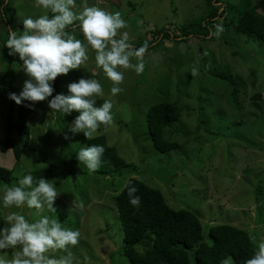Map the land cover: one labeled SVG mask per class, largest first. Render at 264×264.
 Instances as JSON below:
<instances>
[{
  "label": "rangeland",
  "instance_id": "obj_1",
  "mask_svg": "<svg viewBox=\"0 0 264 264\" xmlns=\"http://www.w3.org/2000/svg\"><path fill=\"white\" fill-rule=\"evenodd\" d=\"M112 1L75 0L74 11L97 6L120 12L126 27L118 30L116 38L127 32L128 43L146 47L144 71L137 74L120 68L124 73L119 85L122 91L111 96L113 82L96 66L95 50L89 47V58L80 69L56 78L53 96L67 94V85L81 77L97 79L103 88L97 106L111 99L113 119L93 138L104 135L129 167L110 176L97 169L89 171L76 158L89 140L83 133L69 131L79 113L50 115L47 101L36 102L30 144L21 162L16 164L12 150L0 151V167L14 170L11 183L0 185V195L24 175L32 174L35 184L38 173L51 171L45 179L56 186V211L47 205L39 211L0 206V228L6 226L4 217L13 212L30 222L47 215L62 227L80 232L77 245L67 251L51 250L49 255L60 258L70 253L72 264H129L122 255L124 239L114 199L129 179H138L159 190L173 210L193 212L202 223L206 244H212L210 230L218 225L244 230L255 235L257 242L264 240V43L235 29L241 14L258 0ZM3 2L0 142L7 133L9 97L4 88L20 93L28 79L18 54L9 56L3 44L10 31L22 34L25 17L52 15L34 7L33 0H0ZM78 23L68 26L66 32L84 41ZM217 26L220 30L213 35ZM131 62L137 63L136 59ZM165 102L180 110V120L166 129V138L180 147L161 154L152 143L147 112ZM0 255L10 258L12 253Z\"/></svg>",
  "mask_w": 264,
  "mask_h": 264
},
{
  "label": "clouds",
  "instance_id": "obj_2",
  "mask_svg": "<svg viewBox=\"0 0 264 264\" xmlns=\"http://www.w3.org/2000/svg\"><path fill=\"white\" fill-rule=\"evenodd\" d=\"M34 7L49 10L47 14L35 18L27 16L23 19V31H10L3 47L9 49V56L18 54L23 63L20 68L28 79L24 81L19 94L10 93L9 98L16 104L31 102L26 107H35L36 102L47 101L50 115L57 112L71 115L79 114L69 126L72 134L83 133L90 140L103 125L112 122L113 102L103 100L97 106V97L103 95L101 83L95 78L81 77L78 81L67 85L68 93L53 96L54 82L61 74L80 69L88 60L89 47L95 50V63L102 68L106 77L113 82L110 95L116 96L122 89L119 85L124 80L123 69H133L137 74L144 71L143 57L146 47L134 48L128 43L127 32L118 30L126 27V21L120 12H109L97 6H85L79 13L74 11L75 0H33ZM79 22L77 27L83 34L84 41L69 35L66 28ZM219 26H217L218 34ZM136 59L137 63H132ZM195 71V70H193ZM51 97V99H49ZM65 139L70 137L65 134ZM105 149L103 145L80 147L76 158L89 171L101 166V158ZM129 202L133 206L140 205L138 189L126 182ZM56 186L50 180L41 177L34 184L32 174L18 179L0 195V206L3 208L27 206L29 209L47 208L55 212L57 198ZM5 227L0 228V252L10 251V258L0 255V264H72L71 254L56 258L49 255L51 250H65L79 242L80 232L62 227L61 223L47 215L29 221L22 214L13 212L4 217ZM257 248L251 258L244 264H264V240L258 241L255 235L249 237ZM221 264H233V257L228 256Z\"/></svg>",
  "mask_w": 264,
  "mask_h": 264
},
{
  "label": "trees",
  "instance_id": "obj_3",
  "mask_svg": "<svg viewBox=\"0 0 264 264\" xmlns=\"http://www.w3.org/2000/svg\"><path fill=\"white\" fill-rule=\"evenodd\" d=\"M3 4H0L1 7ZM8 4L5 2L6 6ZM1 13L4 20L7 19L5 8H2ZM215 17L216 14L210 18ZM8 26L12 28L10 23ZM235 29L238 33L253 36L264 43V0H258L250 10L243 12ZM4 89L7 97L10 93L19 94L10 87ZM56 90L54 87V94ZM30 103L25 101L18 105L10 98L7 103V133L0 142V151L6 154L12 150L16 164L21 162L24 150L30 144V125L34 111L25 106ZM180 117L179 108L169 102L154 105L148 110L150 137L159 153H170L180 147L178 143L166 138V129L178 122ZM21 139L22 145L19 144ZM93 144L103 145L105 149L101 166L97 168L98 173L110 176L129 167L117 149L108 144L104 135L89 140L86 147ZM51 173H38L36 179L46 178ZM13 179L14 170L0 167V185L6 186ZM128 182L138 189L136 195L140 197V205L133 206L129 202L126 188L114 200L124 239L122 255L129 264H221L228 256L233 257V264H244L256 251L248 232L229 225L211 228L212 244H206L202 223L193 212L173 210L159 190L138 179H129Z\"/></svg>",
  "mask_w": 264,
  "mask_h": 264
},
{
  "label": "water",
  "instance_id": "obj_4",
  "mask_svg": "<svg viewBox=\"0 0 264 264\" xmlns=\"http://www.w3.org/2000/svg\"><path fill=\"white\" fill-rule=\"evenodd\" d=\"M112 2H115L116 3V0H113Z\"/></svg>",
  "mask_w": 264,
  "mask_h": 264
}]
</instances>
